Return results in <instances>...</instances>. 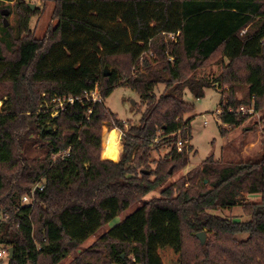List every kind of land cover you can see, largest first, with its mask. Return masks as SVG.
Listing matches in <instances>:
<instances>
[{
  "label": "trees",
  "instance_id": "1",
  "mask_svg": "<svg viewBox=\"0 0 264 264\" xmlns=\"http://www.w3.org/2000/svg\"><path fill=\"white\" fill-rule=\"evenodd\" d=\"M41 1L55 3L57 25L36 38L29 23L39 8L31 9L28 0H0L14 2L19 15L16 30L5 22L0 29V246L8 253L5 264H59L103 230L69 264H264V157L233 164L210 156L163 187L189 163L194 149L185 143L179 152L177 141L180 135L189 137L190 120L184 116L195 110L184 100V90L200 98L209 87L191 78L199 68L226 62L217 79L222 87L230 86L220 103L222 135L227 126L237 128L248 119L249 114L237 111L239 105L264 106V0ZM0 13L8 17L11 9ZM166 34L176 41H166ZM151 49L158 55L156 65L147 57L146 71L132 75ZM105 67L112 68L107 76ZM159 84L166 91L157 99ZM239 85L246 89L245 99L237 97ZM96 86L102 100L93 102L86 92ZM120 86L136 91L147 105L139 122L128 128L104 103ZM56 96L79 100L66 103L53 117ZM45 98L49 105L43 104ZM103 125L124 131L116 160L100 159ZM32 136L43 142L42 156L29 155ZM164 145L171 146L164 158L153 169L146 165L151 151ZM38 183L44 189L37 191L35 202L22 204ZM159 188V196L106 229ZM245 193L261 194L260 202L243 203L249 221L231 222L210 212L242 204ZM205 230L218 240L202 245L197 234ZM240 233L249 239L235 241Z\"/></svg>",
  "mask_w": 264,
  "mask_h": 264
},
{
  "label": "rangeland",
  "instance_id": "2",
  "mask_svg": "<svg viewBox=\"0 0 264 264\" xmlns=\"http://www.w3.org/2000/svg\"><path fill=\"white\" fill-rule=\"evenodd\" d=\"M28 2L29 4H35V8L38 7L40 12L39 15L34 16L29 23V28L31 30L30 35L36 38H43L49 30L57 25V20L53 18V12L56 5L53 2H42L41 0H28ZM6 8L11 9V14L8 17H2L0 13V29L5 22L6 26L11 27L10 31L16 30L19 15L17 13V9L14 8V2L10 4L9 2H0V12L2 9ZM172 40L176 41L175 35L166 34V41ZM151 51V53L143 55L144 57L141 59L139 67L137 66L135 69L131 70L132 75H136L137 72L146 71L143 61L147 57L150 59L152 67L156 65L158 55L154 50L151 49ZM11 55L12 52H8L7 57H10ZM225 65V61H216L212 64L199 68L191 76V78H193L194 80L201 81L202 83L209 85V87L203 88V95L200 96V98L197 97V94L190 92L188 88H186L183 92L184 100L193 104L195 107L194 111L189 112L184 116V119L190 120V135L187 138L189 139V143L193 145L194 149L189 153V163L182 169L174 172V174H172V176L163 187L179 180L181 177L185 176L188 172L195 169L198 165L201 164L202 161L210 156H214L216 159L221 160L225 163L233 164L246 161H260L264 157V106L260 110H255L253 106H249L247 104L239 105L237 111L243 114H249L248 119L244 124L237 128H231L227 126L226 130H224L223 135L221 134L222 122L219 118V113L221 111L220 103L221 100L225 101V99L227 98V92L229 91L230 86L226 85L222 87L217 79L220 78ZM109 70H112V68L110 67ZM237 88V97L239 99H245L246 89L243 88L242 85H239ZM224 90L225 93L223 92ZM0 91L3 92L1 88ZM165 91L166 85L159 84L154 89V94L158 99ZM222 92L224 93V97H222ZM44 101H46V104L45 102L43 104H50L46 98L44 99ZM3 103L4 101L0 100V108L3 107ZM104 103L106 107L117 116L118 119L123 120L127 123L126 128H128L132 124L138 123L141 119L142 113L147 108L146 102H143L141 96L136 91L124 86L117 87L110 94V96L106 98ZM242 107H244V110H241ZM38 112H40V110H38ZM31 113L32 112H27V114ZM109 129L110 125H103L100 159L112 161L118 159L119 155L115 159L106 158L104 156V135L105 130ZM118 131L121 133V152L122 148L124 147L122 143V135L124 131H122L121 129H118ZM42 143L43 142L39 141L36 136H32L28 142L29 155L42 156L45 151L44 146L41 145ZM170 147L171 146L164 145L159 149L151 151L149 163H147L146 165H150L152 169L155 168L157 161L164 158V156L169 152ZM160 192L161 188L150 192L140 201L133 204L127 211L122 213L114 221H112L106 227V229L109 227H113L127 215L134 212L143 203L147 202L153 197L159 196ZM260 201L261 194L245 193V199L242 204L229 209H218L212 210L210 212L212 214L222 216L223 218H226L231 222L238 221L244 223L249 221L251 219V216L247 212V206L243 203L248 202L249 205L251 203ZM5 219H7V217H5ZM103 231L91 235L88 240H86L78 249V251L71 252L59 264H69L76 261L77 255H79L87 247H89L94 242V240H96L103 233ZM205 232L206 241L204 246L207 242L218 240V237L214 235V233L208 232L207 230H205ZM194 237H196L195 233L190 234L188 238L193 242ZM248 239L249 234L247 233H240L234 236V240L237 242H245ZM197 247L199 246L196 240V250L198 251ZM1 249L2 247L0 246V250ZM0 260H3V264H5L6 257H2L0 258ZM212 264H214V262H212Z\"/></svg>",
  "mask_w": 264,
  "mask_h": 264
},
{
  "label": "built area",
  "instance_id": "3",
  "mask_svg": "<svg viewBox=\"0 0 264 264\" xmlns=\"http://www.w3.org/2000/svg\"><path fill=\"white\" fill-rule=\"evenodd\" d=\"M86 98L88 100H92L93 102H97V101H101L102 97L100 96V91L98 86L95 87V89L91 92H86ZM76 100H79V98H75L72 96L69 97H59L56 96L52 99V103H56L58 104L57 107H54L55 109L52 111L51 116L56 117L59 113L60 110L59 109H63L66 103H74ZM46 103V102H45ZM241 110H244V107H242ZM185 143H189V139L188 138H183L181 135L178 138L177 141V149L179 152H182L184 144ZM44 189V185L42 183H38L35 186H33L30 191L28 193H26L23 197H22V204H33L35 202V198H36V194L37 191H43ZM5 217L8 218V216L6 215ZM4 217V219H5ZM7 251L4 249L0 250V258H2L3 256L7 255Z\"/></svg>",
  "mask_w": 264,
  "mask_h": 264
},
{
  "label": "bare ground",
  "instance_id": "4",
  "mask_svg": "<svg viewBox=\"0 0 264 264\" xmlns=\"http://www.w3.org/2000/svg\"><path fill=\"white\" fill-rule=\"evenodd\" d=\"M104 140V156L115 159L121 149V133L118 129L105 130Z\"/></svg>",
  "mask_w": 264,
  "mask_h": 264
},
{
  "label": "water",
  "instance_id": "5",
  "mask_svg": "<svg viewBox=\"0 0 264 264\" xmlns=\"http://www.w3.org/2000/svg\"><path fill=\"white\" fill-rule=\"evenodd\" d=\"M31 9H34L35 8V4H29ZM4 14H7V11H4ZM110 71H109V68L108 67H105V70H104V75H109ZM147 173H149V171H146ZM197 237L200 239L201 241V244L204 245L205 244V241H206V232L203 231V232H200L197 234ZM8 252H9V258H13L14 256V248L13 247H10L8 249ZM124 257V254L122 255Z\"/></svg>",
  "mask_w": 264,
  "mask_h": 264
}]
</instances>
